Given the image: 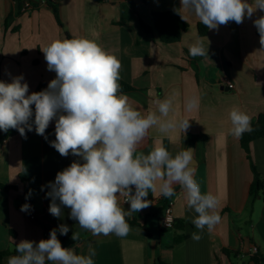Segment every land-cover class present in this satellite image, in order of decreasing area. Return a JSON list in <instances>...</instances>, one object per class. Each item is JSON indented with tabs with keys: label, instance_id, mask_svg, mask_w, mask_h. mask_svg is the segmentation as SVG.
I'll return each instance as SVG.
<instances>
[{
	"label": "crops",
	"instance_id": "crops-1",
	"mask_svg": "<svg viewBox=\"0 0 264 264\" xmlns=\"http://www.w3.org/2000/svg\"><path fill=\"white\" fill-rule=\"evenodd\" d=\"M29 1L32 7L24 10L26 0H0V81L10 83L22 75V83L29 85L28 94L39 86L45 90L56 74L47 69L40 48L57 38L94 40L121 61L118 83L135 88L123 94L136 110L154 111L156 98L173 96L175 113L171 115L190 119L184 134L177 130L164 136L151 129L142 150L147 154L156 141L173 155L183 147L193 149L195 178L202 193L218 196L222 220L211 232H200L192 223L197 214L187 208L178 185L173 198L149 192L147 199L152 203L132 214L129 219L138 225L131 226L125 237L93 236L69 218L66 207L60 218L54 217L49 212L48 185L57 172L80 158L62 157L51 146L55 140L53 120L45 132L47 139L36 134L34 124L26 138L12 129L0 130V250H13L24 239L38 243L56 229L62 247L84 255L89 246L94 248V264H255L250 250L256 246L264 253V196L257 198L251 212V162L240 138L229 134L228 114L234 106L239 107L250 115L252 123L264 112V50L253 23L264 12L245 17L241 24L232 21L209 30L194 14L180 9V0H59L60 22L51 6L40 4L42 0ZM170 10L178 11L189 25L177 44L162 43L156 31L145 33L140 25L142 20L152 26L153 12ZM200 25L207 30L202 37ZM197 38L208 47V57H198L195 69L188 46ZM229 83L234 88L230 89ZM193 94L200 97V107L185 113L184 98ZM191 135L197 137L194 144ZM250 151L264 180V139L252 142ZM168 200L173 201V229L162 224ZM120 201L125 210L130 208L123 204V197ZM24 204L31 206L28 212L21 211ZM31 212L38 221L29 218ZM61 224L69 227L67 235L60 234ZM74 231L80 232V240H72ZM193 232L201 235L199 241L191 239ZM10 256L2 264H7Z\"/></svg>",
	"mask_w": 264,
	"mask_h": 264
},
{
	"label": "clouds",
	"instance_id": "clouds-1",
	"mask_svg": "<svg viewBox=\"0 0 264 264\" xmlns=\"http://www.w3.org/2000/svg\"><path fill=\"white\" fill-rule=\"evenodd\" d=\"M180 3V9L194 14L209 30H218L232 21L241 24L245 17L251 19L257 11L264 12V0ZM181 18L185 20L182 15ZM253 23L264 50V15ZM40 50L55 78L45 90L31 94L29 85L22 83V75L10 83L0 81V130L16 129L26 138V129L32 131L34 124L36 134L47 139L46 129L55 120V140L50 142L51 146L62 157L80 158L57 172L55 181L49 183L51 215L60 218L62 208L66 207L70 210L69 218L93 236L125 237L131 230L128 218L152 203L147 199L149 192L173 198L178 185L187 208L197 214L192 223L200 232H211L221 223L218 196L202 193L195 178L193 149L183 147L173 155L156 141L147 154L142 150L151 129L170 136L177 130L184 134L190 127L187 116L178 119L171 115L175 113L173 96L156 98L154 111L136 110L120 91L121 61L94 40L82 36L57 38ZM188 53L193 58L208 57V47L197 38L189 44ZM199 107L198 95L184 98L185 113L198 111ZM228 118L229 134L236 138L253 130L250 115L239 107L234 106ZM121 197L123 204L130 205L128 210L121 205ZM30 208L24 204L21 211L28 212ZM59 232L67 235L69 227L61 224ZM71 238L80 240V232L74 231ZM191 239L199 241L201 235L193 232ZM15 252L7 264H94L96 255L91 246L87 255L62 247L56 229L38 243L21 240L15 245Z\"/></svg>",
	"mask_w": 264,
	"mask_h": 264
},
{
	"label": "trees",
	"instance_id": "trees-1",
	"mask_svg": "<svg viewBox=\"0 0 264 264\" xmlns=\"http://www.w3.org/2000/svg\"><path fill=\"white\" fill-rule=\"evenodd\" d=\"M97 2H100L102 0H95ZM56 4H49L54 9L55 16L57 20H59V14L58 9L56 7ZM152 20L153 25L149 26L145 24L142 20H140V25L142 29L145 31V33H151L153 30L157 32L159 40L164 44H177L181 41L183 35L187 32L189 25L188 23L181 18V15L178 11L170 10L165 12L155 11L152 14ZM207 33V30L204 26H199V35L202 37ZM190 60L192 61L195 69H197V66L195 64V61H197L199 58L195 57L193 58L190 56ZM43 86H39L35 92L42 91ZM135 88L131 85L122 82L120 84V91L122 93L134 91ZM34 109V105L31 106ZM252 131L243 134V136L240 138V144L243 150L245 151V154L249 161L251 162V168L254 175L253 183L250 186L249 190V209L252 212L254 204L259 196H264V180L261 178L256 165L252 161L251 158V151H250V145L252 142L257 140H263L264 139V112L259 114L255 120L251 123ZM30 131L26 130V135L29 134ZM191 143L194 144L196 140V136L191 135ZM206 140V136L203 137ZM2 140L0 139V142ZM4 190H7L6 187H1ZM77 222V221H76ZM128 223L130 226H137L138 223L134 219L128 218ZM14 235V234H13ZM227 253V252H226ZM16 254L15 247L13 250H0V264H2L3 260L10 256ZM251 260L255 264H264V253H258L251 257ZM158 264H165L162 261H159Z\"/></svg>",
	"mask_w": 264,
	"mask_h": 264
},
{
	"label": "built area",
	"instance_id": "built-area-1",
	"mask_svg": "<svg viewBox=\"0 0 264 264\" xmlns=\"http://www.w3.org/2000/svg\"><path fill=\"white\" fill-rule=\"evenodd\" d=\"M59 0H42L40 2V4L42 5H49V4H56L58 3ZM32 7V4L29 0H26V2L24 3V10H27V9H30ZM228 87L230 89L234 88V86L229 83L228 84ZM13 131H17L19 132L18 130L16 129H12ZM179 191L181 192V190L179 189ZM128 204V203H126ZM29 218L32 220V221H38V218L36 216L35 213H30L29 214ZM175 223H176V219H175V216H174V211H173V201L172 200H168L165 205H164V208H163V218H162V224H163V227L165 229H173L174 226H175ZM259 253V248L254 246L251 250H250V255L251 257L258 254Z\"/></svg>",
	"mask_w": 264,
	"mask_h": 264
},
{
	"label": "water",
	"instance_id": "water-1",
	"mask_svg": "<svg viewBox=\"0 0 264 264\" xmlns=\"http://www.w3.org/2000/svg\"><path fill=\"white\" fill-rule=\"evenodd\" d=\"M194 163V162H193Z\"/></svg>",
	"mask_w": 264,
	"mask_h": 264
}]
</instances>
